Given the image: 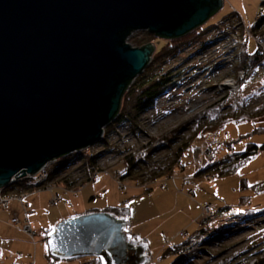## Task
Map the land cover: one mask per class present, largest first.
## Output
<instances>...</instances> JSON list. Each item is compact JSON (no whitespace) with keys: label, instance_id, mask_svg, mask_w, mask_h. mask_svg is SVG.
<instances>
[{"label":"rangeland","instance_id":"1","mask_svg":"<svg viewBox=\"0 0 264 264\" xmlns=\"http://www.w3.org/2000/svg\"><path fill=\"white\" fill-rule=\"evenodd\" d=\"M262 1L224 0L222 9L209 20L213 22L232 14L227 17L229 21L218 22L222 29L205 33L203 38L208 41L206 44H186L177 55L168 57L165 63L158 61L155 55L165 44L163 38L144 30L132 33L128 43L133 47L153 43L156 48L150 64L140 75L150 68L159 74L172 70L176 84L160 96L155 106L141 112L138 128L134 129L130 122H113L116 127L108 137L109 147L99 142L87 149L90 155L101 154L96 169L86 162L85 157L76 154L79 152L72 154L71 158H76L71 165L50 182L56 184L55 192L63 197L58 204H49V191L39 192L34 188L26 191L27 195L30 192L39 193L42 208L36 212L32 224L41 231L32 239L20 229L26 224L25 210L21 202L17 201L22 209L16 215L22 218L21 225L11 224L12 218L8 223L26 236H11L10 228L0 224V264L21 263L16 260L17 253L24 257L31 254L30 261H35L36 256V264H84L92 258L52 261L49 247H45L48 242L44 228L55 229L67 218L87 212L107 211L123 203L131 211L127 220V233L139 237L138 240L130 239V242L143 246L145 250L143 264H237L264 252V150L234 173L196 175L213 155L211 163H216L226 154H241L250 146L261 148L264 145V132L256 131V128L264 127V61L252 70L237 69L238 50L233 48L237 45L234 40L242 31H245L246 38L250 37L256 43L259 40L264 47V35L255 37L250 27L261 19L260 13L264 11ZM226 80H233L235 86L232 89L224 88L222 85ZM221 101L226 106L224 110L235 104L242 112L254 113V120L229 122L215 135L195 141L184 159L185 168L179 166L171 176L158 177L155 181L145 177L139 183L129 178H119L117 172L123 169L125 157L153 139H172L171 132L183 126L182 134L174 144L175 147L179 146L183 142L182 137L194 128L190 121ZM229 144L232 148H229ZM169 153V149H161L155 155V161L169 160ZM56 162L50 163V169L59 172ZM91 172L99 173L97 179H94L96 174L90 178ZM81 185L84 186L79 194H72ZM149 186L151 190L146 192ZM189 187L197 189L196 196L190 194ZM5 190L9 192V188ZM205 204L213 205L214 210L228 205L232 218L218 217L216 223L230 227L220 234V238L203 246L204 252L192 259L171 252L175 245L188 240L201 227L202 220L209 219L208 214L211 212L206 211ZM255 212L261 214L246 220L247 216H254ZM184 233H188V236H183ZM165 251L170 253L164 256Z\"/></svg>","mask_w":264,"mask_h":264},{"label":"water","instance_id":"2","mask_svg":"<svg viewBox=\"0 0 264 264\" xmlns=\"http://www.w3.org/2000/svg\"><path fill=\"white\" fill-rule=\"evenodd\" d=\"M224 0H0V189L105 137L155 45L134 31L178 39L207 24ZM128 222L108 212L61 221L48 236L64 257L143 264Z\"/></svg>","mask_w":264,"mask_h":264},{"label":"trees","instance_id":"3","mask_svg":"<svg viewBox=\"0 0 264 264\" xmlns=\"http://www.w3.org/2000/svg\"><path fill=\"white\" fill-rule=\"evenodd\" d=\"M263 4L264 2L262 1V5ZM230 15L232 14L225 15L221 17V19L218 18L213 22H208L202 27L195 29L184 38L181 37L178 39L168 40L164 39L165 44L159 51L155 53L156 58H158V61L165 63L168 57L177 55L181 51V49L188 43L200 42L201 44H206L208 41L203 38L205 33L214 29L221 30L222 26H218V22L220 20L229 21L227 17ZM225 25L227 26V24ZM250 27L255 37L259 38L260 35H264V17L256 20L250 25ZM233 30H235L234 27ZM244 32L245 31H242L239 37L234 40L235 44L237 45L233 48H236L238 50L237 69L242 68L244 70H252L264 61V47L260 45L259 40L256 43L254 40H251L250 37L246 38ZM223 33L225 34V30H223ZM160 68L163 69L162 67ZM152 71H154V68H150L146 73L136 78L134 83L124 95L120 114L114 122H130L134 129L138 128L141 112L145 108L155 106L160 96L168 91L171 86L176 84L174 81L176 76L171 73L172 70L165 71L163 74L154 73ZM224 109H226V106H224L221 101L215 104L213 107H210L207 111L200 113L198 116L192 119V121H190V124L193 125L194 128L188 135L182 137L183 142L179 146L175 147L174 144L175 140L180 138L183 126L171 132V134L173 135L172 139H170L169 137L153 139L151 142L141 146L138 151L125 157L123 169L117 172L119 178H129L139 183V180L141 178L144 179L145 177L151 179L152 181H155V179H158V177H163L166 175L171 176L176 172L179 166L183 169L185 168L184 159L186 156H188V153L195 141L205 140L209 136L215 135L218 131L224 129L229 122L254 120V113H246L244 111L242 112V110L240 111V107L238 105L234 104L230 106V109ZM116 123H112L106 127L105 137L101 141L106 145V147H109L108 137L112 130L116 127ZM185 125H187V123ZM256 131L264 132V127L256 128ZM228 146L229 148H232L231 144H229ZM163 148L169 149L170 159L165 162L155 161V155ZM261 150H264V145L261 148L253 145L250 146L246 152H243L241 154H226L225 157H220V159L216 163H211V160L214 158L213 155L211 160L209 159L204 167L196 173V175L201 177L207 174L224 175L230 172L234 173L250 158L257 155ZM76 154H78V156L85 157L86 162L93 167H95L98 159L101 157V154L90 155L87 150L81 151ZM71 156L73 155H69L65 158L59 159L56 162V166L60 168L59 172L55 169H50L51 180L55 178V175H57L58 173H62L68 165H71V163L76 158H71ZM92 173L93 172H91L90 178H92V175L96 174ZM121 186L123 188V185ZM7 188H9V190L18 192H21L24 189V187ZM149 190H151V186L147 187L146 192H148ZM229 209L230 207L228 205L216 208L212 217L202 220L201 227L196 232L191 234L188 240L182 242L181 244L175 245L172 249L170 248L171 252L177 255L179 254L180 256H188L191 259L199 253L204 252V249L202 248L203 246L208 244L210 241L215 240L216 238H220V234L230 227L228 225L216 223V219L218 217L232 218L230 215L231 213H229ZM105 212L111 213L114 216L126 220H128L131 214L129 207L126 206L125 203H123L121 206L110 207ZM259 214L261 213L255 212L254 216H247L246 220L254 219L258 217ZM53 232L54 231L50 230L45 231L47 242L48 236ZM128 239L138 240L139 237L137 235L131 234ZM48 247L49 256L52 258V261L72 260L76 258L90 257L92 259L86 261L84 264H105V260L101 256L88 255L68 258L53 252L49 243ZM168 253H170V251H165L164 256ZM227 260L230 261L231 259ZM237 264H264V252L252 256V258L248 261L245 260Z\"/></svg>","mask_w":264,"mask_h":264},{"label":"built area","instance_id":"4","mask_svg":"<svg viewBox=\"0 0 264 264\" xmlns=\"http://www.w3.org/2000/svg\"><path fill=\"white\" fill-rule=\"evenodd\" d=\"M264 10V9H263ZM264 11L260 13V18H263L264 16ZM245 74V71H243ZM243 74V75H244ZM243 79V76H241ZM95 167H93L94 169ZM96 175L94 176V179H97L99 173L95 172ZM52 182L51 180V174H50V164H48L46 167H44L40 172L37 174H27L25 176H20L18 178H14L11 182V184L8 187H24L23 191L18 192L14 190H9L7 192L3 188L0 189V208L1 207H8L12 201H19L21 204L24 206V221L26 222L25 225L20 227V229L25 232L30 238L34 239L37 237L39 231L37 228H35L32 224V218L35 215V212L30 208V203L27 200V193L26 191L28 189H37V191H49L50 192V199H49V204L50 205H56L58 204L63 197L61 196L60 193H56V184L50 183ZM84 185H81L80 188L76 189L75 191L73 190L72 194L77 195L80 190L82 189ZM196 193V188H191L190 189V194L192 196H195ZM206 206L204 207L206 211H209L210 214H208V218L213 216L214 212V207L211 204H205ZM213 211V212H212ZM21 217L19 216H14L12 217L11 224L13 225H21ZM183 236H188V233H184ZM17 258L21 259L22 255L19 253L17 254ZM28 264H36L35 261H30Z\"/></svg>","mask_w":264,"mask_h":264},{"label":"crops","instance_id":"5","mask_svg":"<svg viewBox=\"0 0 264 264\" xmlns=\"http://www.w3.org/2000/svg\"><path fill=\"white\" fill-rule=\"evenodd\" d=\"M176 180V179H175ZM192 187H189L188 189H191ZM199 188H200V186H199ZM198 188V189H199ZM79 194V193H78ZM77 194V195H78ZM197 195V189H196V193H195V196ZM27 200H28V202L30 203V208H32V210L35 212V215L34 216H36V212L39 210V209H41L42 207H41V204L39 203V193H34V192H30V194H28L27 195ZM77 201H75V203H76ZM79 205H80V203H79ZM34 206V207H33ZM80 208H81V206H80ZM77 209V208H76ZM21 205L17 202V201H12L11 203H10V205L8 206V207H1L0 208V224L1 223H3V224H5L6 226H8L9 228H10V234H11V236H15L16 234H21V235H23V236H26V235H24L23 233H21V232H19L15 227H13V226H11V225H9V220L12 218V217H14V216H16V215H18V214H20L21 213ZM200 210H201V207H200ZM199 211L196 209V213L197 214H199V216H200V213H198ZM85 213V212H84ZM88 213V212H87ZM81 214V213H80ZM83 214V213H82ZM33 219V218H32ZM34 223V222H33ZM50 229H54V228H52V227H47V229L46 228H44V230L45 231H47V230H50ZM40 229H39V233H40ZM7 233V232H6ZM134 235H136V234H134ZM36 245V244H35ZM17 254H19V253H17ZM21 254V253H20ZM35 254V253H34ZM22 255V254H21ZM30 259H31V254H28V256L27 257H24L23 255H22V258L21 259H18L17 258V255H16V260L17 261H21V263H13V264H28L29 263V261H30ZM35 261H36V256H35ZM23 261V262H22ZM37 263V262H36Z\"/></svg>","mask_w":264,"mask_h":264},{"label":"bare ground","instance_id":"6","mask_svg":"<svg viewBox=\"0 0 264 264\" xmlns=\"http://www.w3.org/2000/svg\"><path fill=\"white\" fill-rule=\"evenodd\" d=\"M222 86L226 89H232L235 86V83L233 80H226Z\"/></svg>","mask_w":264,"mask_h":264},{"label":"snow or ice","instance_id":"7","mask_svg":"<svg viewBox=\"0 0 264 264\" xmlns=\"http://www.w3.org/2000/svg\"><path fill=\"white\" fill-rule=\"evenodd\" d=\"M50 231H55L54 229H50ZM46 248L48 247V245L45 246Z\"/></svg>","mask_w":264,"mask_h":264}]
</instances>
